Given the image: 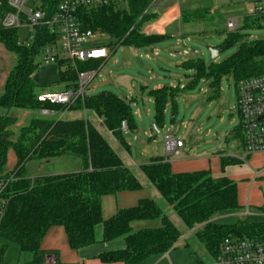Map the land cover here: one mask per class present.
I'll return each mask as SVG.
<instances>
[{
    "label": "trees",
    "instance_id": "16d2710c",
    "mask_svg": "<svg viewBox=\"0 0 264 264\" xmlns=\"http://www.w3.org/2000/svg\"><path fill=\"white\" fill-rule=\"evenodd\" d=\"M44 9L52 13L64 0H43ZM159 0H126V8L119 5L103 6L98 10L82 11L85 28L101 32L109 39L113 54L119 47L142 50L155 48L167 35H146L144 30L159 20L155 8ZM156 10V11H155ZM210 17L208 9L183 11L181 21L192 23ZM238 31L229 32L222 49L235 44L238 51L221 63L209 67L201 58L181 64L184 71L193 72L187 90L193 89L200 79L209 84V100L220 97V83L232 77L236 88L239 83L264 75V39L245 41L241 30L264 29L261 19L245 15ZM38 42L26 47L19 45L18 31H0V45L16 58L9 71L0 96V180L9 179L3 197L7 202L0 226V262L9 244L21 253L33 254L29 264H47L48 255L41 250L47 233L55 227L65 229L73 251L95 244V230L103 226V243L122 239L125 248L105 252L98 256L103 264H145L152 258L163 257L176 248L183 237L181 231L152 199L141 200L136 207L119 211L104 220L102 199L119 192L139 191L143 188L134 170L126 166L91 117H95L124 149H129L127 137L135 135L138 125L131 102L106 91L94 97L79 99L69 111L87 115L79 119H58L41 112L63 113L66 108L41 103L43 92L33 76L39 69L35 57L44 44ZM64 65L60 66L63 67ZM100 62L78 63L76 69L64 66L60 83L67 87L78 82V72L94 71ZM184 90L180 86H165L151 90L154 100L155 129L163 130L166 109L170 105L173 120L178 116V100ZM29 114L26 125L18 127L19 117ZM175 117V118H174ZM126 123L127 131L122 125ZM5 129H2V127ZM6 136V140L4 137ZM232 137L242 142L240 128ZM13 152L16 165L8 170L9 153ZM72 156L83 163V170L62 175L31 177L27 165ZM236 158L222 157V170L239 165ZM141 172L157 189L189 232L204 247L208 257L215 258L222 242L231 236L264 241V222L243 219L232 225L217 224L214 220L222 212L240 211L237 184L226 178L215 179L208 171L175 174L171 164L163 157L152 158L140 167ZM161 219L159 228L133 232V223ZM56 264L58 260L54 257Z\"/></svg>",
    "mask_w": 264,
    "mask_h": 264
},
{
    "label": "rangeland",
    "instance_id": "374dc122",
    "mask_svg": "<svg viewBox=\"0 0 264 264\" xmlns=\"http://www.w3.org/2000/svg\"><path fill=\"white\" fill-rule=\"evenodd\" d=\"M173 5H179L181 13L183 11L208 9L210 11V17L205 21L199 22L184 23L181 20L175 22L167 30L168 37L156 46L157 56L155 52L148 51L147 49L138 51L123 46L117 48L109 61L102 67L100 73L95 77L94 81L89 86V90L86 91V95L90 97L98 96L103 92L109 91L128 102H132V104L136 106L138 104L143 110L144 120L137 117V124L139 126L138 137L141 140L143 139V141L140 142L141 140H138V142H134L132 145L133 152H136L137 155H141L145 148L150 150L159 149L163 154L168 152L165 143L168 130L164 129L158 131L155 127L152 128L151 121L154 118V108L152 107L153 116L150 120L146 117L147 100L145 96H143L144 94L140 93L139 84L152 86L153 83L156 82L155 79L158 77L159 80L164 81L167 86H169L168 84L171 81H174L177 86L183 87L186 82L190 80V77L193 76V73L171 66V63L175 61L180 63L193 58H201L206 66L209 67L213 63H221L227 60L234 55L239 48V45L235 44L229 49H222L230 34L227 24L232 19L243 20V17L248 13L253 3L252 0H159L155 8L158 9L157 11L162 17L164 12ZM40 6L41 2H39V0H29L27 3L28 8L37 9ZM120 8H126V4H120ZM242 20L240 22L241 25L243 23ZM29 32L30 29L25 27L18 31V38L21 42H26V40L29 39ZM240 33L245 36V41L252 42L264 39V29L241 30ZM103 41L106 44L109 43L108 38H104ZM90 44L91 42L86 44L85 47H89ZM211 49L221 51L217 59H212L210 53ZM185 51L188 52V56H184ZM176 53L178 54L175 55ZM147 54L150 55L149 58H147ZM35 63L39 65V69L33 76V79L40 90L43 89V92L48 93H56L65 90L67 85L60 83V72L63 71V67L57 64H45L43 52L36 55ZM15 64L16 58L4 50L0 45V96L3 93L5 79ZM129 76L135 78L132 81L136 87L134 96L130 93L129 79L127 82L124 79ZM94 87L96 88L94 89ZM220 88V97L209 100V84L205 79H200L193 89L185 90L181 93L179 98V117L177 121L172 124L169 114L167 124L168 127L173 126V137H175L176 140H181L186 146L189 144V147H187L188 151L195 148L199 154L223 152L228 156L243 157L244 152L239 147V140H235L232 137V133L236 132L240 126L238 90L234 79L232 77H224L221 80ZM136 106L134 107L135 113L137 111ZM54 116L58 119L64 118L71 120L85 118L87 115L81 111H68L64 115ZM88 116L90 120L96 123L102 135L109 140L113 149L120 157L123 159L126 158V151L120 149L101 123L95 117ZM28 119V113L20 115L18 127L26 125ZM145 131L148 132V135H145ZM125 132L128 133V131ZM130 139L132 141L133 137ZM4 140H6V136ZM127 140H129V137ZM189 141L190 143H188ZM10 153H12V151ZM246 161H249V158H247ZM14 165L15 160L10 163L8 162V170L12 171ZM80 166H83L80 159L68 156L43 162H31L27 165V168L31 177H38L44 175L69 174L79 170ZM133 172L143 185V188L135 193L136 197L154 200L183 234L176 248L168 253L169 259L165 258V256L156 257L150 259L145 264H200L208 262L209 257L207 252L197 241L195 233L189 232L185 228L173 209L168 206L157 189L148 181L147 177L141 171L134 170ZM241 213L242 211L222 212L217 216L214 222L217 224L232 225L243 219H249L251 222L264 221V217L262 216L247 217L241 215ZM161 226V219L135 222L132 225L133 232L135 233L145 229L159 228ZM102 236L103 226L99 225L95 230L96 242L92 248H90L91 251H101L103 248L116 247L124 242L120 239L111 244L103 243ZM101 252L103 253V251ZM29 255L30 253H21L15 245L9 244L5 257L0 264H25L24 258Z\"/></svg>",
    "mask_w": 264,
    "mask_h": 264
},
{
    "label": "built area",
    "instance_id": "2783aa9c",
    "mask_svg": "<svg viewBox=\"0 0 264 264\" xmlns=\"http://www.w3.org/2000/svg\"><path fill=\"white\" fill-rule=\"evenodd\" d=\"M28 1L0 0V31H19L23 27L30 29L26 42H21L18 38L19 45L26 47L35 45L38 40L44 42L49 37L51 40L39 50V53H44V63L47 65H64L72 69H76L78 63L99 61L101 65L94 71L78 72V82L75 86L66 87L64 91L56 93L42 92L38 95L37 100L41 103L66 108L63 113L43 110L42 115L61 116L79 99L87 96L89 86L113 55L108 43L103 41L106 37L101 32L85 28L81 12L96 11L109 5L120 6L126 0H64L52 13L44 9L43 0H39L41 6L37 9L28 8ZM252 3L246 15L260 18L264 26V0H252ZM241 20H230L227 24L229 32L238 31ZM90 42V46L85 47ZM237 90L239 128L242 134V142H239V145L244 152L242 161L245 162L252 155L264 153V75L239 83ZM122 129L127 131L126 123H123ZM165 143L169 153L182 145L172 135L165 138ZM256 175L259 176V173ZM9 182V179L0 180V226L7 206L3 193ZM165 257L167 258L168 254ZM47 264H56L54 257H48ZM200 264H264V241L228 237L222 242L215 258Z\"/></svg>",
    "mask_w": 264,
    "mask_h": 264
},
{
    "label": "crops",
    "instance_id": "0c3cea01",
    "mask_svg": "<svg viewBox=\"0 0 264 264\" xmlns=\"http://www.w3.org/2000/svg\"><path fill=\"white\" fill-rule=\"evenodd\" d=\"M180 18H181V9L179 5L176 6L173 5L172 7L168 8L167 11L164 12L162 17L160 16L159 20L147 26L144 30V33L146 35H153V34L167 35V30L169 29V27H171L175 22L181 20ZM147 50L155 52L156 56L158 55L156 47ZM177 54L178 53H176L175 55ZM184 56H188V52L185 51ZM149 57L150 55L147 54V58ZM185 61H182L180 63L175 61L174 63H171V66L183 70L180 66ZM187 72H191V71H187ZM124 79L126 82L129 79L130 93L132 96H134L136 93V87L132 83V81L135 78L129 76ZM155 80L156 82L152 81L154 82L152 86L139 84L140 93L144 94L143 96H145L147 100L148 105L146 110L147 113L146 117L149 118L150 120L152 119L153 116L152 107L154 108V114H155V107H154V100L153 98L150 97L149 92L151 90H159L167 86L165 82L159 80L158 77ZM190 80H188V82H186V84L183 87H181V89H183L184 91L187 90L186 85L190 82ZM168 85L173 88L177 87V84L174 81H171ZM178 105H179V100H178ZM131 106L136 119V123H137V117L140 118L141 120H144L143 110L139 107V105L137 104L136 106L131 102ZM135 106L137 108L136 113L134 112ZM179 112L180 111L178 109V116L176 118L174 117L175 120H173L170 105L166 109L165 112L166 122L163 130L164 129L168 130V136L169 135L173 136V128H172L173 126L168 127L167 124L168 116L170 114L171 123L174 124L179 117ZM151 122H152V128L155 127L154 118ZM147 133L148 132L145 131V135H148ZM138 135H139V126L137 133L135 135H131V134L128 135L129 140H127V144L129 146V149L126 150L122 146H120L115 141L113 136L109 133V136L118 144L120 149H124L126 151L127 157L122 159L126 164V166L129 167L130 169L141 171L140 167L144 164H147L152 158L163 157L167 161H169V163L171 164V168L175 174L208 171L215 179L226 177L237 184L238 201H239L240 211H242L241 215L247 217H251V216L264 217V153L252 155L249 157V161L244 162L242 161L244 156L243 157L228 156L223 152H215V153L207 152V153L199 154L195 148L190 149V151H188L187 147H189V144H187L186 146L181 140H176V138L174 137V139L176 141H179L182 145L181 147H177L174 151L170 153L166 152L163 154V152H160L159 149L150 150L148 148H145L143 149L141 155H137L136 152H133L132 145L134 142H138V140H141L138 137ZM131 137H133L132 141L130 139ZM142 141L143 139L140 142ZM188 143H190V141ZM12 153H9L8 162L10 163L11 161L15 160V165H16V158L15 155ZM222 157L236 158L242 163L239 165L228 166L225 169V171H223L221 166ZM82 167L83 166H80L79 170H76L75 172L72 173L82 171L83 170ZM256 173H259V176H257ZM136 192L138 191L119 192L114 195L105 196L102 199V214L104 220H108L112 218L121 210L136 207L141 200L146 199V198L144 199L137 198L135 195ZM247 212L249 213V215H246ZM111 243H115V242H111ZM90 248H92V246L79 251L71 250L65 229L62 227L52 228L45 236L41 245V250L44 251L49 257H56V259L58 260V264H103L98 259V256L102 254L101 251L105 253V252L122 250L125 248V242L119 244L116 247L103 248V250L101 251H95V250L91 251ZM167 259H169V257H167ZM32 260H33V255H31V253L28 257L24 258V261L26 262L25 264H29L30 262H32ZM150 264H154V263H150Z\"/></svg>",
    "mask_w": 264,
    "mask_h": 264
},
{
    "label": "water",
    "instance_id": "95a60500",
    "mask_svg": "<svg viewBox=\"0 0 264 264\" xmlns=\"http://www.w3.org/2000/svg\"><path fill=\"white\" fill-rule=\"evenodd\" d=\"M210 53H211L212 59H217L220 56L221 51L217 49H211ZM2 129H4V126L2 127Z\"/></svg>",
    "mask_w": 264,
    "mask_h": 264
}]
</instances>
